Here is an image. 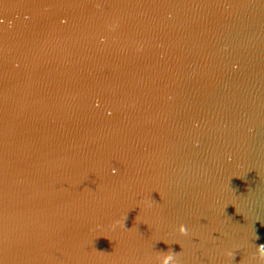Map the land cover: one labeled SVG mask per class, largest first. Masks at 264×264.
<instances>
[{"label": "water", "instance_id": "95a60500", "mask_svg": "<svg viewBox=\"0 0 264 264\" xmlns=\"http://www.w3.org/2000/svg\"><path fill=\"white\" fill-rule=\"evenodd\" d=\"M260 244L264 0H0V264Z\"/></svg>", "mask_w": 264, "mask_h": 264}, {"label": "clouds", "instance_id": "9594fccd", "mask_svg": "<svg viewBox=\"0 0 264 264\" xmlns=\"http://www.w3.org/2000/svg\"><path fill=\"white\" fill-rule=\"evenodd\" d=\"M179 230L181 233L185 232V229L183 226H181ZM258 248L261 251V254L264 255V244L258 245ZM172 260H173V256L171 254L164 255L162 257V264H171Z\"/></svg>", "mask_w": 264, "mask_h": 264}]
</instances>
